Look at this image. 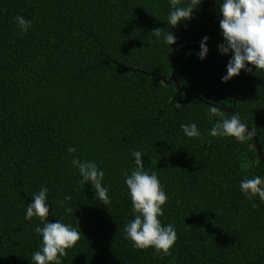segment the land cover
I'll return each instance as SVG.
<instances>
[{
  "label": "trees",
  "instance_id": "16d2710c",
  "mask_svg": "<svg viewBox=\"0 0 264 264\" xmlns=\"http://www.w3.org/2000/svg\"><path fill=\"white\" fill-rule=\"evenodd\" d=\"M169 10V0H0V264H31L39 250L33 227L43 225L25 213L42 185L47 219L81 229L62 264H264V203L240 191L245 177H264V163L253 137L209 134L232 115L205 103L233 108L264 156V73L222 82L230 55L218 50V0L175 27ZM16 15L32 21L27 34ZM155 28L176 35L172 52ZM172 72L189 95L166 82ZM193 122L197 138L181 129ZM135 150L168 196L159 218L177 239L167 255L125 236L134 213L122 172L136 169ZM73 155L103 169L108 204L79 183Z\"/></svg>",
  "mask_w": 264,
  "mask_h": 264
},
{
  "label": "clouds",
  "instance_id": "9594fccd",
  "mask_svg": "<svg viewBox=\"0 0 264 264\" xmlns=\"http://www.w3.org/2000/svg\"><path fill=\"white\" fill-rule=\"evenodd\" d=\"M203 0H169L170 10L166 22L172 27L190 21L193 13L197 11ZM220 34L223 42L218 45L221 54L230 55L226 65V75L221 77L222 82H227L234 76L245 72L258 71L264 73V0H218ZM17 27L27 34L32 26V21L22 15L13 17ZM151 34L161 39L170 46L176 43L177 37L172 31L162 32L161 28H155ZM204 36L200 41L198 56L201 60L207 57L209 48ZM181 105L178 104L177 107ZM212 114L218 110L213 107ZM183 133L189 138H197L201 135L196 123L182 124ZM251 129V130H249ZM211 136L232 137L237 142L246 143L256 135V129L249 126L238 114L231 118L217 119L210 130ZM69 154L76 152L74 146L67 149ZM134 164L137 166L130 173L122 172L124 183L128 189L131 200L134 219L125 224V236L137 249L153 248L163 255L169 253L170 248L177 239L176 229L173 224H162L164 214L163 206L168 200L164 186L155 171L144 169V161L140 150L131 153ZM71 166L78 169L79 183L86 185L91 183L94 190V199H99L103 204L109 203V189L102 183L104 171L92 160H82L73 155ZM240 191L249 200L257 197L264 203V177L259 175L252 178L245 177L240 181ZM49 189L41 186L38 192L32 194V200L27 203L25 219L39 217L42 223L35 225L33 231L41 235L39 250L33 252L31 264H62L61 258L67 255L66 249L73 247L80 239V232L76 227L56 219L50 222L47 217L50 214L48 202ZM253 203V207H255ZM66 213H72V208H65Z\"/></svg>",
  "mask_w": 264,
  "mask_h": 264
},
{
  "label": "water",
  "instance_id": "95a60500",
  "mask_svg": "<svg viewBox=\"0 0 264 264\" xmlns=\"http://www.w3.org/2000/svg\"><path fill=\"white\" fill-rule=\"evenodd\" d=\"M151 76H152V74H151ZM163 81H164V79H163ZM170 81H173L175 83V86H176V88H177L178 91H182L183 93H185L187 95L190 94L189 91L186 89V87L180 86L178 84L177 80L174 77V72H172L171 76L169 77V79L166 82H170ZM193 96H195V95H193ZM195 97H197V96H195ZM205 103H207L211 107H215L216 109H219V110H222V111H228V112L231 113V115H233L235 113L234 110H233V108H229V107H227V108L217 107V106H215L213 104H210L208 102H205ZM249 130H251V129H249ZM253 140H254V145H255V148H256V152H257L258 159H259V161H261L262 163H264V156H263V153L261 151V147H260V145L258 143L257 135H254L253 136Z\"/></svg>",
  "mask_w": 264,
  "mask_h": 264
}]
</instances>
